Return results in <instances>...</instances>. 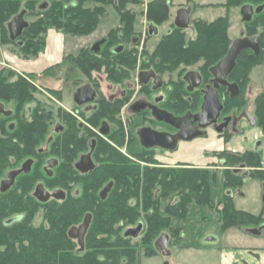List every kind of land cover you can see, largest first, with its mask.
I'll return each instance as SVG.
<instances>
[{
    "label": "flooded vegetation",
    "instance_id": "af4514ba",
    "mask_svg": "<svg viewBox=\"0 0 264 264\" xmlns=\"http://www.w3.org/2000/svg\"><path fill=\"white\" fill-rule=\"evenodd\" d=\"M153 3H157L156 6L164 13L149 15V7ZM47 7L48 4H42L38 9L43 11ZM107 7H111L116 15L108 14ZM202 7L203 4L185 0L184 4H179L173 10L171 0H152L146 4L147 10L141 15L127 9L130 15L123 17L111 5L104 6L105 14L100 17L95 30L83 36L88 37L97 32L96 40L73 54L65 55L60 63L49 66L45 70L46 74L45 71L41 74L53 83L62 80L64 84L60 87L40 86L30 79L33 77L31 74L21 73L11 66H7L10 71L0 68V209L4 214L13 215L3 221L4 226L9 227L21 221L24 214L35 213L36 204L51 206L60 203L67 208L69 200L80 196L86 188L91 193L92 188L99 184L92 179L94 173H100L114 161L112 148L120 150L119 145L136 144L139 147L138 154L132 155H142L148 159L155 152L175 154L182 143L193 142L198 138L208 139L211 134L225 146L233 137L244 134L243 124L264 133L257 126L255 111L256 99L263 89L253 95L246 90L249 82L246 69L248 67L250 72L251 62L263 50L261 31L251 35L252 31L247 30L259 27L254 22L256 14L249 22H243L240 15L244 29L239 31V38L230 40L225 16L209 21L193 19L195 9ZM181 10L188 12L185 28L176 25ZM220 18L227 22L221 45L206 57L192 58L190 63L188 60L181 61L177 55L179 43L183 49H189L191 43L198 41L197 26L211 24ZM102 21L111 22L112 26L98 32ZM138 22H141L139 30ZM191 25L193 36L187 38L186 30ZM162 26H165V30H161ZM20 38L15 41L19 47L23 45ZM246 38L259 39V54L255 55L250 49L243 50L236 58L233 70L227 75L226 83L216 82V87L210 70L226 57L233 41ZM167 53L172 56L169 57ZM76 71L87 82L81 81L78 76L74 78L73 72ZM189 72L199 75L197 84L193 79L189 83L185 80ZM12 74L13 79L9 78ZM22 86L27 94H20ZM85 86L93 92L91 100L87 99L86 94L78 93ZM230 86L234 88L230 89ZM212 92L216 93L221 106L216 119L212 121L211 117L206 120L211 124L203 129L202 136L191 141L178 138L180 128L165 119L188 117L184 126L192 124L200 130V121L195 120V116L201 112L206 95ZM250 104L253 110H250ZM135 120H140V125ZM252 120L255 123L253 127L250 126ZM146 129L172 139L175 148L143 147L139 134ZM259 143L257 141L255 147L243 153L226 148L218 152L242 155L255 151L260 153L262 161ZM125 156L130 157L129 154ZM79 162H91L93 169L83 173L80 168H76ZM258 170L264 172L261 168ZM13 172L18 173L10 179L9 175ZM234 172L247 175L246 168L242 167ZM109 183L112 186L106 199L114 187V181L108 180L101 188L98 187L95 195L100 200L101 191ZM76 185L79 189L71 195V188ZM38 186H42L49 194L47 202H40L35 196ZM55 192H61L63 198L54 199L52 195ZM87 214L91 215L92 220V213L86 212L79 223L71 228L78 227ZM138 225L142 228V223Z\"/></svg>",
    "mask_w": 264,
    "mask_h": 264
},
{
    "label": "trees",
    "instance_id": "16d2710c",
    "mask_svg": "<svg viewBox=\"0 0 264 264\" xmlns=\"http://www.w3.org/2000/svg\"><path fill=\"white\" fill-rule=\"evenodd\" d=\"M45 1L48 7L40 11L35 7L39 0H27L22 9L19 8L20 0H0V35L8 43L11 42L7 37L6 24L11 18L21 10L39 17L20 38H23L21 49L27 56H37L44 47V42L38 40L39 45L35 42L39 34L45 33L42 30L44 26L55 27L73 36H85L92 33L99 24L100 17L105 14L104 6L111 5L120 16L125 17L130 15L127 5L140 3V0ZM87 3L93 6L88 7ZM156 4L149 7V15L164 13ZM246 4L264 6V0H226L225 6ZM254 22L261 28L263 47L264 10L255 16ZM226 27L224 18L211 24H199L197 43H191L187 50L179 43L177 55L181 61L188 60V63L192 58L208 56L209 52L221 45ZM252 32L255 33V30ZM262 54L253 59L251 66L260 60ZM166 55L172 56L168 53ZM27 93L22 86L20 94ZM255 105L257 126L264 132V88ZM214 156L221 161L220 166L225 168L223 197L216 207L211 200L210 172L206 168L185 165L161 167L153 161L140 166L122 162L115 157L100 173H94V181L99 182L96 187L105 183L107 178L114 181L113 189L104 200L95 195L94 187L91 193L85 187L80 196L69 200L67 208L60 203L51 206L36 204V210H33L35 213L24 214L21 221L9 227L4 226L3 221L10 215L2 213L0 209V264H137L140 248L147 257L157 255L154 242L161 234L166 233L173 239L169 247L174 245L181 232L170 227V218L184 219L190 205L214 208L223 230H241L264 224V210L258 215H252L236 210L233 202V194L242 188L246 178L264 182V172L258 170L260 153L248 151L241 155L218 152ZM241 167L249 170L246 176L243 172H234ZM173 194L176 201L162 210L160 201ZM86 212L92 213V220L84 238V248L80 250L77 242L69 238L68 230ZM38 214L40 223L35 225ZM140 223L142 228L137 237L124 236L127 229L135 228Z\"/></svg>",
    "mask_w": 264,
    "mask_h": 264
},
{
    "label": "crops",
    "instance_id": "0c3cea01",
    "mask_svg": "<svg viewBox=\"0 0 264 264\" xmlns=\"http://www.w3.org/2000/svg\"><path fill=\"white\" fill-rule=\"evenodd\" d=\"M87 6L91 7L93 4L90 3ZM88 37L78 38L69 34L49 31L45 40V48L41 53L36 57H30L28 60L17 59V62L11 68L38 78L49 66L60 63L65 55L73 54L78 49L86 47V40L84 39ZM242 130L244 131L242 136L233 137L225 146L222 142H216L217 148L212 151L226 148L232 152L243 153L255 147L256 142L259 141L261 148L259 150L262 152L260 168L264 170L263 134L259 129H249L244 124ZM211 145L216 144L212 143ZM179 161L178 164L189 163V165L196 168L209 170L211 200L214 207L218 206L224 192V169L217 166V162L212 157L207 158L204 164L188 160ZM246 171L249 170L246 169ZM237 196L238 198H236ZM237 200L243 201V203L238 205ZM233 202L235 209L238 211L252 215L260 214L264 210L262 183L246 178L242 188L233 194ZM217 216L214 208L190 205L186 218H173V227L180 229L181 233L172 248L167 245L168 254L166 256L161 255L164 260L162 264H192L202 261L205 256L214 259L212 264H264V225L261 224L258 227L241 230L234 228L223 230ZM208 218L212 221L211 226H208V222H206ZM157 257L158 254L152 258ZM167 258H169L168 261Z\"/></svg>",
    "mask_w": 264,
    "mask_h": 264
},
{
    "label": "rangeland",
    "instance_id": "374dc122",
    "mask_svg": "<svg viewBox=\"0 0 264 264\" xmlns=\"http://www.w3.org/2000/svg\"><path fill=\"white\" fill-rule=\"evenodd\" d=\"M152 0H140L139 4H134V5H128L127 9L132 10L135 14H137L138 16L141 15L142 13L146 12L147 8H146V4ZM172 1V5H173V10L179 5V4H184L185 0H171ZM27 0H20V6L19 8L22 9L23 6L26 4ZM193 2L196 3H200L203 4L204 7L199 8V9H195V13L193 15V19H197V18H202L203 20H212L218 16H225L228 20V37L230 40L239 38L240 35V30L244 29L243 24L241 22V17H240V7L241 6H237V7H227L225 6L226 4V0H193ZM42 4H46L45 0H39V2H37V5L35 6L36 9H38ZM90 4V3H87ZM86 4V5H87ZM113 9L111 7H107L106 11L108 14L110 15H116V13L114 11H112ZM20 11V10H19ZM27 16H25V20L29 23V24H33L34 21L37 20V16H33V13L27 12L25 11ZM37 12V11H36ZM20 13V12H19ZM12 19V18H11ZM9 23V22H8ZM7 23V24H8ZM7 24H6V30H7ZM112 26L111 22H104L102 21L101 25L98 27V32L101 30L106 29L107 27ZM141 22H138V29H140ZM166 26V25H165ZM165 26H162L161 30H165ZM254 28H248L247 30H251L253 31ZM43 31H45V33H41L37 36V40H35V42L38 44L39 41L44 42V47L42 48L41 52L44 50L45 48V40H46V36L49 33V31H55L56 33H64L61 30H57V28L52 27V26H44V28H42ZM96 30V31H97ZM255 33L250 32L251 35L253 34H257L258 32L261 31L260 26L258 28H255ZM8 31V30H7ZM248 35L249 32H247ZM97 32L93 35L90 36L84 40H86L85 42V46H89V44L93 41L96 40L97 38ZM193 36V32H192V25L186 30V37H192ZM7 37H8V33H7ZM81 38L83 36H80ZM9 39V38H8ZM23 40V38H22ZM39 40V41H38ZM39 45V44H38ZM263 54L260 56V60L255 64L252 65L250 67V72H249V82L247 84V92L251 95L253 94H258L263 88H264V43H263V50H262ZM40 52V53H41ZM30 57H36V56H27L25 55V52L21 49V47L18 46V43H8L5 41V39L1 38L0 35V68H5L6 71H10V69L7 66H13L16 62L17 59L18 60H28ZM4 65V66H3ZM83 81V82H87L86 78H84V76H82L81 73L79 72H73V77H77ZM70 77V76H69ZM11 79L14 78V75L12 74L11 77H9ZM36 78V79H35ZM30 79L32 81H34L36 84L40 85V86H52L55 85L57 87L63 86L64 82L61 81H56V83L52 82L48 77H46L45 75L39 76L38 79L37 77H30ZM250 110H253L252 105L250 104ZM135 123L140 125V120H135ZM264 136V133H262ZM219 143L220 141H216V138L213 134H211V136L206 139V138H198L196 140H194L193 142H187V143H182L180 146L179 151H177V153L175 154H171V153H167V154H162V152H155V155L153 156H149L148 160L145 159V157H142L141 155L139 157H137V155H132V153L138 154L139 151V147L136 144H133L131 146V144H127L126 146H118V148H120V150L112 148L114 150V154L115 157H117V159L119 158L120 161L122 162H133L134 164H138L140 166H143L144 163L147 162H155L156 164H158L159 166H168V167H176L178 165H185V166H191V167H195L193 165H189V163H182V164H178V162H180L179 160H188L190 162H201L200 164H204V162L207 161V158H213L215 159V161L217 162V166H220V161L218 160V158H216V156H214L213 154L218 153V151H212L213 149L217 148V143ZM212 143H215L216 145H211ZM123 151L125 153H123ZM125 154H129V158L125 156ZM221 167V166H220ZM96 176H93L92 179H96ZM109 178H107L105 180V183L108 181ZM211 179V177H210ZM105 183L99 185V187L101 188ZM79 189V186H73L71 188V195L76 192ZM94 190L97 192L98 187H94ZM95 192V193H96ZM238 198V196L236 197ZM176 201V197L175 194H173L170 197H167L166 199H163L160 201V207L163 210L165 207H167L168 205L174 203ZM240 203H243V201H238L237 200V204L239 205ZM163 215H165V213L163 211H161ZM13 215H10L9 217H12ZM218 217V216H217ZM186 218V217H185ZM172 219L173 217L170 218L169 221V225L171 228H174L172 225ZM177 219V218H175ZM81 219H79L80 221ZM211 219H207L206 222H208V226L212 225V221H210ZM78 221V222H79ZM77 222V224H78ZM205 222V223H206ZM35 225L40 223V216L38 214V216L36 217L35 221H34ZM180 230V229H179ZM181 232V230H180ZM139 240V237H138ZM173 242V239L170 237L169 241H168V246ZM222 245H224L222 243ZM172 248V246H171ZM140 254L137 260V264H162L164 262L163 257L161 255H158L157 258H152L151 257H147L144 253L143 250L140 248ZM157 253V252H156ZM156 256V255H155ZM154 257V256H153ZM151 258V259H150ZM198 259V257H196ZM169 260V258H167V261ZM199 260V259H198ZM214 262V259L212 257H208L205 256L202 261H198V262H194L192 264H212Z\"/></svg>",
    "mask_w": 264,
    "mask_h": 264
},
{
    "label": "water",
    "instance_id": "95a60500",
    "mask_svg": "<svg viewBox=\"0 0 264 264\" xmlns=\"http://www.w3.org/2000/svg\"><path fill=\"white\" fill-rule=\"evenodd\" d=\"M263 9L264 6H258L257 8L254 9L252 5L249 4L243 5L240 9V15L242 17L243 22L251 21L252 16L254 14L256 15L260 14L263 11ZM25 14L26 12L22 10L18 15L14 16L7 24L8 37L10 42L17 41L22 36L24 30H26L29 27V23L26 22L24 19ZM187 24H188V12L183 10L179 11L178 17L176 19V25L180 28H185ZM247 49L252 50L255 55H258L259 39L253 38L252 40H250L246 38V39H237L233 41L226 57L210 70V72L214 77V82L216 87H217V83L220 84L226 83V77L233 70L235 66L236 58L243 50H247ZM190 79H193V81H195V83L197 84L199 81V75L196 72H189L185 76V80L189 83L191 81ZM231 88L234 87L230 86V89ZM78 93L86 94L88 96L87 98L88 100H91L93 96V92L89 89L88 86L81 88ZM220 109L221 106L217 100L216 93L212 92L210 93V95L209 94L206 95L204 102L202 104L201 112L195 116V120L200 121L199 122L200 130L193 127L192 124H189V126L186 127L184 126V122H187L189 119L188 117H183L180 119L166 118L165 120L169 122L171 125L175 126L176 128H180L181 132L178 138H180L183 141H191L192 139L203 135V129H205L208 125L211 124L206 120L212 117L213 118L212 121H214V119H216V117L218 116ZM159 119H163V117H159ZM254 125L255 123L252 120V122H250V126L253 127ZM139 139L141 145L146 148L160 147L165 150H173L175 148V144L172 139L167 138L163 134H158L147 129L141 131V133L139 134ZM76 168L78 169L80 168V170L83 173H87L93 169V165L91 164V162H79L76 165ZM23 170L26 172L24 166H23ZM17 173L18 172H13L12 174H10L9 175L10 179H13V177ZM111 186L112 183H109L101 191L100 198L102 200L105 199L107 193L111 189ZM262 190H263L262 202L264 206V184L262 185ZM35 196L40 202H47L49 199V194L42 188V186L37 187ZM52 196L54 199L63 198L61 192H55L53 193ZM90 221H91V215L87 214L85 215L82 223L78 227H72L68 231L69 238L77 240L80 250H83L84 248V238L89 228ZM140 230H141V225H138L133 229L127 230L124 233V236L135 238L140 232ZM168 241H169V236L166 233L161 234L154 242L155 251L162 256H166L168 254L167 251Z\"/></svg>",
    "mask_w": 264,
    "mask_h": 264
}]
</instances>
